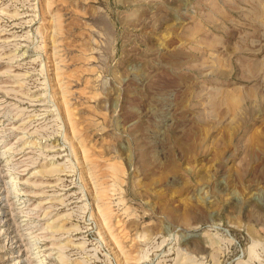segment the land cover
I'll use <instances>...</instances> for the list:
<instances>
[{"label": "rangeland", "instance_id": "rangeland-1", "mask_svg": "<svg viewBox=\"0 0 264 264\" xmlns=\"http://www.w3.org/2000/svg\"><path fill=\"white\" fill-rule=\"evenodd\" d=\"M19 258L264 264V0H0Z\"/></svg>", "mask_w": 264, "mask_h": 264}, {"label": "bare ground", "instance_id": "bare-ground-1", "mask_svg": "<svg viewBox=\"0 0 264 264\" xmlns=\"http://www.w3.org/2000/svg\"><path fill=\"white\" fill-rule=\"evenodd\" d=\"M11 181L13 183L12 188L14 190V195L17 196L21 193V189L18 188V179L15 176H11ZM21 258H19V262L17 264L21 263Z\"/></svg>", "mask_w": 264, "mask_h": 264}]
</instances>
